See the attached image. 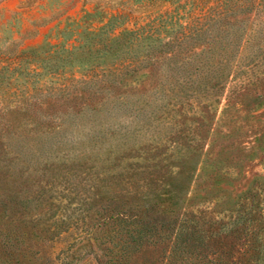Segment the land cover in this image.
Listing matches in <instances>:
<instances>
[{
  "label": "rangeland",
  "instance_id": "1",
  "mask_svg": "<svg viewBox=\"0 0 264 264\" xmlns=\"http://www.w3.org/2000/svg\"><path fill=\"white\" fill-rule=\"evenodd\" d=\"M262 57L264 0H0V264L212 261L167 221L264 208Z\"/></svg>",
  "mask_w": 264,
  "mask_h": 264
},
{
  "label": "trees",
  "instance_id": "2",
  "mask_svg": "<svg viewBox=\"0 0 264 264\" xmlns=\"http://www.w3.org/2000/svg\"><path fill=\"white\" fill-rule=\"evenodd\" d=\"M258 5L260 3H257ZM219 35L215 36L213 41H219ZM236 35L237 33L233 31L227 33L225 39L227 45L220 46L223 48L224 55L213 67L215 79L213 87L221 85L222 79L231 76L229 59L226 56L234 48L233 40ZM122 36L133 38L137 42L151 37L147 31H128ZM208 45L211 44L208 43ZM211 49L214 51V48ZM250 82L247 78L241 80L240 95L248 94ZM174 204L175 201L171 203L172 206ZM173 210L170 208V213H173ZM211 214L212 212L207 211L184 212L167 221L171 231L166 239L169 240V249L176 263H183L188 257H197L202 254L203 259L210 256L213 259L205 262L203 260L201 264L217 261L218 264H252L253 260L264 257V229L261 227L264 224V208L258 201V194L250 193L244 198L242 204H238V207L232 211L218 213L215 216Z\"/></svg>",
  "mask_w": 264,
  "mask_h": 264
}]
</instances>
